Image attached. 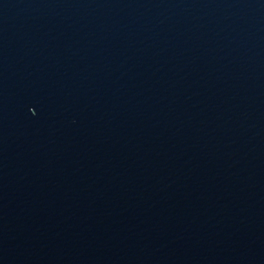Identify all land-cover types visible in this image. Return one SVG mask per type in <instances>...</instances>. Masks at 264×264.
Here are the masks:
<instances>
[{
	"label": "water",
	"instance_id": "95a60500",
	"mask_svg": "<svg viewBox=\"0 0 264 264\" xmlns=\"http://www.w3.org/2000/svg\"><path fill=\"white\" fill-rule=\"evenodd\" d=\"M0 264H264V0H0Z\"/></svg>",
	"mask_w": 264,
	"mask_h": 264
}]
</instances>
